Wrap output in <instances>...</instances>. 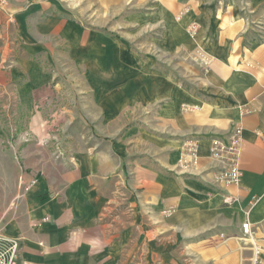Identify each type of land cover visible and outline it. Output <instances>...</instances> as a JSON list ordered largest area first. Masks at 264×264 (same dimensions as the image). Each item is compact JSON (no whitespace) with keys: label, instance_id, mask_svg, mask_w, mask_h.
<instances>
[{"label":"crops","instance_id":"0c3cea01","mask_svg":"<svg viewBox=\"0 0 264 264\" xmlns=\"http://www.w3.org/2000/svg\"><path fill=\"white\" fill-rule=\"evenodd\" d=\"M259 6L142 41L53 0H0V228L20 239L18 264H264ZM236 126L241 183L217 182L211 139ZM192 146L198 163L181 166Z\"/></svg>","mask_w":264,"mask_h":264},{"label":"rangeland","instance_id":"374dc122","mask_svg":"<svg viewBox=\"0 0 264 264\" xmlns=\"http://www.w3.org/2000/svg\"><path fill=\"white\" fill-rule=\"evenodd\" d=\"M263 4L264 0H53L58 13L86 25L105 28L112 35H126L141 29L139 38L142 41H148L151 35L161 38L166 21L172 20L173 23H177L190 17L187 28L192 23L200 28L197 17L211 22L217 18L228 17V14L233 16L236 14V17L243 15L247 21L254 15L252 8ZM132 17H145L151 22L155 18L160 20L156 19L157 23L151 27L148 25L139 27L138 24L128 23ZM98 21H105V24L99 26ZM148 22L146 20L145 23ZM157 52L158 60L161 63L166 61L168 63L169 58L165 59L161 56L160 50ZM173 65H175V59ZM9 119H12L11 115ZM11 122L14 126V120Z\"/></svg>","mask_w":264,"mask_h":264},{"label":"built area","instance_id":"2783aa9c","mask_svg":"<svg viewBox=\"0 0 264 264\" xmlns=\"http://www.w3.org/2000/svg\"><path fill=\"white\" fill-rule=\"evenodd\" d=\"M197 24H190L187 31L190 35L198 31ZM189 107H186L188 109ZM243 143V128L236 126L227 137H214L211 139L210 154L217 163L216 181L226 184L239 185L242 180L240 166V152ZM199 153L196 146L190 147L180 160L184 167L193 166L198 163ZM28 188H26L27 190ZM226 202H231L228 196ZM241 240L244 245L250 244L254 250V263L262 262L260 259V248L256 245L254 231L249 220L242 223ZM21 250L20 239L7 236L0 228V264H18Z\"/></svg>","mask_w":264,"mask_h":264}]
</instances>
